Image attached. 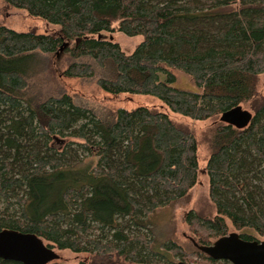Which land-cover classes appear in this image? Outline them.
<instances>
[{
	"label": "trees",
	"instance_id": "1",
	"mask_svg": "<svg viewBox=\"0 0 264 264\" xmlns=\"http://www.w3.org/2000/svg\"><path fill=\"white\" fill-rule=\"evenodd\" d=\"M1 1L50 31L0 24V231L91 257L79 264H112V257L172 264L157 248L186 256L172 241L155 247L145 232L152 234L156 210L186 200L196 185L195 136L160 108L98 117L65 94L30 100L25 75L33 54L59 55L67 44L64 54L89 63L69 64L64 77L93 78L94 64L102 74L96 85L109 96L151 97L174 115L214 121L205 139L215 215L185 216L197 245L226 236V221L245 241L256 240L252 232L264 238V0ZM116 32L142 40L125 54L101 37ZM171 70L189 76L195 90L173 87ZM236 106L252 115L242 130L220 122ZM189 255L217 264L196 248Z\"/></svg>",
	"mask_w": 264,
	"mask_h": 264
},
{
	"label": "rangeland",
	"instance_id": "2",
	"mask_svg": "<svg viewBox=\"0 0 264 264\" xmlns=\"http://www.w3.org/2000/svg\"><path fill=\"white\" fill-rule=\"evenodd\" d=\"M0 24L18 32H35L41 34L50 31V27L39 19L30 17L25 11L12 8L0 0ZM103 39H112L117 43L125 54H131L135 47L141 42L142 37L136 36L133 38L127 37L122 33L102 34ZM73 62H87V59H72L68 54L61 52L59 55L35 53L32 56V66L25 75L28 88L27 96L33 102L43 101L50 97H59L68 95L72 98L74 104L82 108L92 110L96 116L102 117L109 111H114L121 108L131 111L137 107L160 108L166 112L169 117L176 123L187 127L195 136L198 142V174L197 183L189 192L186 200L178 201L170 206L156 210L150 218L152 234L145 232L148 239H155V247L169 241L174 242L178 247L183 248L186 256L173 258L169 253L161 252L162 256L170 260L172 264L186 262L189 264H208L205 260L195 258L192 255L195 251L192 243V234L187 229L185 224L186 213L190 210L201 216L212 217L215 215L213 204L209 199L208 194V178L206 173V162L209 151L205 133L213 125L214 121L195 122L174 115L168 112L157 100L151 97L137 95H121L117 97L109 96L99 90L96 85L97 78L101 72L92 64L95 75L93 78H67L63 76V72ZM29 66V65H28ZM175 77L173 87L185 91H194L195 86L192 79L184 73L171 70ZM258 92L264 96V74L260 76ZM243 109L248 110L243 107ZM250 112V111H249ZM61 140L57 139L54 142L55 146H60ZM80 159L86 158L80 152ZM6 206L0 201V210ZM227 222V234L238 233L231 224ZM143 232V231H141ZM251 233V232H250ZM253 238L258 241H264V238L251 233ZM211 239V244L216 241ZM210 244V245H211ZM55 250V249H54ZM55 252L59 255V260L52 262L58 264H79L83 261H89L91 257L85 253H72L70 251ZM112 264H133L124 261L122 258L112 257ZM163 262L154 261L152 264H162ZM229 264V263H217Z\"/></svg>",
	"mask_w": 264,
	"mask_h": 264
},
{
	"label": "water",
	"instance_id": "3",
	"mask_svg": "<svg viewBox=\"0 0 264 264\" xmlns=\"http://www.w3.org/2000/svg\"><path fill=\"white\" fill-rule=\"evenodd\" d=\"M67 47L63 44L59 52ZM252 115L236 106L220 116V122L242 130L248 126ZM194 248L213 261L229 264H264V241H245L238 233H230L218 238L211 245L199 246L193 240ZM0 260L20 264H50L59 260L54 249L49 248L42 239L33 234L12 230L0 231ZM178 264H188L179 262Z\"/></svg>",
	"mask_w": 264,
	"mask_h": 264
},
{
	"label": "flooded vegetation",
	"instance_id": "4",
	"mask_svg": "<svg viewBox=\"0 0 264 264\" xmlns=\"http://www.w3.org/2000/svg\"><path fill=\"white\" fill-rule=\"evenodd\" d=\"M258 241V240H257ZM207 257V256H206ZM210 259V258H209ZM211 260V259H210ZM216 263H227V262H224V261H215ZM186 263V262H185ZM178 264V263H177ZM189 264V263H188Z\"/></svg>",
	"mask_w": 264,
	"mask_h": 264
}]
</instances>
